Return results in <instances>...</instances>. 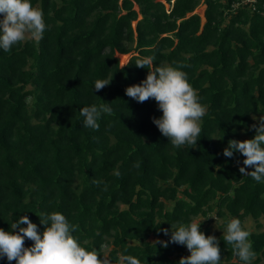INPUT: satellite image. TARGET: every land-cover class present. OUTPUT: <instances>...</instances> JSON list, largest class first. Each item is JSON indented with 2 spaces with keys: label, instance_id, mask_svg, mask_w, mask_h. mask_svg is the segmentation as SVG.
I'll list each match as a JSON object with an SVG mask.
<instances>
[{
  "label": "trees",
  "instance_id": "trees-1",
  "mask_svg": "<svg viewBox=\"0 0 264 264\" xmlns=\"http://www.w3.org/2000/svg\"><path fill=\"white\" fill-rule=\"evenodd\" d=\"M32 5L43 11V38L26 34L0 50V228L26 215L43 231L40 213L61 212L82 246L112 264H121V254L142 264H178L190 252L151 242L168 240L161 229L212 214L221 229L232 217L244 229L247 218L260 227L264 183L240 173L242 155L227 158L222 150L230 139H250L253 118H264V0ZM200 6L203 17L195 12ZM128 54L120 65L117 55ZM148 55L154 67L175 62L206 106L195 148L174 149L160 134L151 119L161 115L153 98L137 102L125 94L146 77L135 61ZM111 76L109 85L92 89L96 79ZM102 102L112 112L101 115L98 129L85 128L79 109ZM200 231L211 234L208 225ZM217 239L221 264H239L224 234ZM249 239L252 264H259L264 231Z\"/></svg>",
  "mask_w": 264,
  "mask_h": 264
},
{
  "label": "clouds",
  "instance_id": "clouds-1",
  "mask_svg": "<svg viewBox=\"0 0 264 264\" xmlns=\"http://www.w3.org/2000/svg\"><path fill=\"white\" fill-rule=\"evenodd\" d=\"M45 28L43 11L34 7L32 0H0V50L8 52L24 40L26 34L39 41ZM154 60V55H148L135 61L137 67L148 71L139 84L127 86L125 94L137 102L153 98L161 115L151 119L160 134L168 139L174 149L182 146L195 148L206 106L200 102L201 98L190 84L187 73L173 66L175 62L154 67ZM111 79L112 76L96 79L92 89L99 91L109 85ZM112 110L110 103L105 102L80 108L83 126L98 129L101 115ZM249 129H254L250 139L228 140L222 155L232 158L239 153L243 156L240 173L250 175L257 183H264V118L260 116L256 123L249 125ZM247 167L252 170H246ZM113 174L119 176V169H114ZM93 182L101 183L98 180ZM39 222L44 226L43 231H39L37 224L26 215L13 220L9 230L0 228V260H14L15 264H112L96 249L87 250L82 246L79 238L73 235L75 225L61 212H41ZM200 222L172 225L174 230L161 229L168 240L155 243H160L162 247L173 242L186 246L190 255L182 256L178 264H221L218 239L200 231ZM249 236V231L242 227L238 217L226 221L224 240L233 248L239 264H252L256 257ZM25 239L32 242L30 246H25ZM120 261L121 264H142L140 258L128 254H121Z\"/></svg>",
  "mask_w": 264,
  "mask_h": 264
},
{
  "label": "rangeland",
  "instance_id": "rangeland-1",
  "mask_svg": "<svg viewBox=\"0 0 264 264\" xmlns=\"http://www.w3.org/2000/svg\"><path fill=\"white\" fill-rule=\"evenodd\" d=\"M203 11H204V6H200L196 9V13H198L200 16L203 17ZM120 61V65H125L129 59V54L128 55H117ZM255 122H257V119H255ZM193 221H201L200 222V229L204 227L205 225H208L210 228V233L211 235L218 236L219 234H224L225 229H221L220 225L222 223L221 220L215 218L213 214L208 217V220H205V218L199 217V218H194ZM260 223V227L257 228V222H255L251 218H247L243 222V226L246 228V230L249 231V233L254 232V231H264V219H259L258 221ZM151 242H156V241H161L159 239H156L154 237L150 238ZM259 264H264V260L261 261Z\"/></svg>",
  "mask_w": 264,
  "mask_h": 264
},
{
  "label": "built area",
  "instance_id": "built-area-1",
  "mask_svg": "<svg viewBox=\"0 0 264 264\" xmlns=\"http://www.w3.org/2000/svg\"><path fill=\"white\" fill-rule=\"evenodd\" d=\"M247 1H249V2H252V3H254V2H255V0H247ZM185 253H186V254H189V251H188V249H187V248H185Z\"/></svg>",
  "mask_w": 264,
  "mask_h": 264
},
{
  "label": "crops",
  "instance_id": "crops-1",
  "mask_svg": "<svg viewBox=\"0 0 264 264\" xmlns=\"http://www.w3.org/2000/svg\"><path fill=\"white\" fill-rule=\"evenodd\" d=\"M202 17V16H201ZM203 20V19H202Z\"/></svg>",
  "mask_w": 264,
  "mask_h": 264
}]
</instances>
